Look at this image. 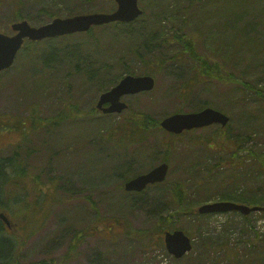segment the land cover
Segmentation results:
<instances>
[{
	"label": "rangeland",
	"instance_id": "1",
	"mask_svg": "<svg viewBox=\"0 0 264 264\" xmlns=\"http://www.w3.org/2000/svg\"><path fill=\"white\" fill-rule=\"evenodd\" d=\"M12 1L14 0H5L0 4V32L6 34H12V24L19 21L13 18L15 10ZM51 1H63L62 9L65 4L75 2ZM199 1L139 0L144 9V14L139 19L144 23V33H148L147 27L160 15L162 25L158 21L155 22L159 26L155 27V36L150 40L144 34L147 43L144 42V49L140 48L138 58L133 54L126 55L129 61H137L130 65L134 74H148L151 69L148 64L149 67L156 66L157 74L153 75L156 87L150 92L126 96L125 99L132 106V111H143L142 114H149L156 121L176 111L198 110L203 108L199 105L204 102L225 110L231 116L227 128L231 136L239 140L241 151L238 156L243 159L249 149L254 147L259 152L261 147L264 148V75L260 74L264 72V67L259 66L264 62V15L257 17L264 14V7L260 0H203L200 3L201 10L191 16ZM20 2L23 12H35L46 0ZM100 2L83 7L74 6L81 10L79 13L111 11L109 3ZM60 16L67 15L63 11ZM30 23L40 25L35 21ZM213 23V34L224 38L221 45L216 40L212 44L208 37ZM253 23L258 25L249 28V24ZM195 25L199 26L197 30ZM237 29V34L247 30L250 34L238 36L234 32ZM201 33L205 35L201 36ZM92 34L96 39V46L106 50H113L118 45L124 46V38H127V41L135 39L127 35L121 37V33L106 26L97 27ZM191 37H194L196 52L210 60L220 61L223 73H234L238 79L227 81L203 78L204 81L198 83L196 81L200 79H194L187 86L189 89L193 86V89L184 101L174 89L179 86L182 91L191 78L200 74L199 69L194 66L190 52L183 46V41ZM250 39L256 43L255 46H251ZM89 40L92 39L86 34H75L59 37L48 43L39 42L37 46L28 43L19 53L14 67L0 76V155L11 157L19 148L20 162L30 178L34 177V180L35 176H40L41 184L36 185L42 191L34 194L35 184L29 182L26 186L30 194L27 195L24 186L17 197L19 201L15 200L12 204L18 202L16 209L21 216H15L13 209L9 210V217L15 225L8 230V235L18 239V262L264 264V212H255L250 215L248 221L238 212L211 214L195 219L190 213L176 214V209L171 206L169 208L162 199L166 196L170 205L171 201L178 199L179 189L176 188V197L173 198V188L176 186H182L185 190V205L188 201L197 203L208 198V201L229 200L220 199L221 197L238 200L245 193L248 194L247 199L252 201L257 200L256 195L258 198L264 197V174L260 176L257 163L247 158L243 167L233 169L220 154L214 153L216 150L209 148L214 147V143L207 145L209 142L207 143L206 139L211 137L219 125L170 137L160 127L145 130L134 128L136 125L127 121L132 111L125 110L120 114L105 116L106 118L100 113H93L92 120L103 118L111 119V122L100 121L105 127L100 125L85 131L84 118L90 116V110L95 108L102 92L99 89L92 91L89 87L84 89L79 83V76L72 75L71 80H68L69 87H72V92H68V99L74 100L71 98L74 94V98L80 103L79 108L83 109L84 117L78 119L81 120V123H78L80 127L73 130L74 127L71 126L74 123L68 119L62 128L51 125L47 129L36 128L31 133L26 130L28 137L25 136L24 129L18 132L9 131L17 127L31 129L33 125H40L36 121L34 124L30 119L32 107L37 108L41 117L50 118L57 115L62 108L60 106L65 103L61 100L55 102L49 99V93L44 94L49 83L46 80H38L45 75L40 70L54 69L60 65L55 73L65 72L68 68L66 64L70 62L64 61L67 55L62 52L65 49L63 47ZM48 45L59 52V57L43 65L40 61L49 55L50 50L46 49ZM224 52L227 53L223 56ZM144 59L148 63L144 64ZM81 66L83 67L82 64ZM256 73L257 78H251V75ZM31 74L37 77L35 84L32 83ZM248 82H253L252 86H248ZM257 89L261 90L260 94ZM64 94L65 92H62L63 96ZM247 98L249 100H246ZM121 127L125 130L122 131ZM99 128L104 135L112 134V141H105L106 146L102 145V149L96 141L93 145L90 137L85 135L91 132L99 133ZM114 136L118 138L116 145L127 146L119 149L120 157H110L103 151L111 146L110 142L115 140ZM141 139H144V143L134 145L133 142ZM173 139L175 141L172 142ZM161 141L166 142L162 145ZM168 148L170 151L167 155ZM165 157H168L171 163L167 179L149 186L140 195L127 193L122 179L105 174L114 172L113 166L119 162L118 159H122L120 164H129L130 171L138 175L149 171L165 160ZM52 179L57 182L55 196L53 190H48ZM26 180L28 179L22 180L21 186ZM117 185H120V188ZM8 191L10 192V188ZM27 199L33 204L31 211H28L30 209L24 204ZM199 206L200 204L194 207L196 212ZM165 207L169 209L168 216L172 217L177 227L194 239L192 251L180 259L168 252L164 239L161 240V234H158L159 230L155 228V216ZM84 230L85 237L78 240L77 235ZM148 230H152L150 237L144 235Z\"/></svg>",
	"mask_w": 264,
	"mask_h": 264
},
{
	"label": "trees",
	"instance_id": "2",
	"mask_svg": "<svg viewBox=\"0 0 264 264\" xmlns=\"http://www.w3.org/2000/svg\"><path fill=\"white\" fill-rule=\"evenodd\" d=\"M4 1L5 0H0V4ZM6 1H9V0H6ZM100 1L101 0H75L74 3L65 4V6L62 9L63 1L52 2L51 0H46V2L41 3L42 7L39 10H37L35 12H32V11L23 12L22 7L20 6V4H21L20 0H14V1H12V3L14 4L13 5L14 10H15L13 13V18L15 20L28 19L29 21H35L39 24H43V23H46L47 21H50L54 17L62 15L63 11H65V15L71 16V15L77 14L81 11L79 9L77 10L76 6L80 5V7H83L86 5H92V4H94L96 2H100ZM103 1L110 4L109 10H113L116 7V3L112 0H102L101 2H103ZM202 1L203 0H200L198 2L199 5L197 7H195V12L191 16L195 15L196 13L199 12V10H201L200 3ZM195 3H196V1H195ZM260 3H262L263 7H264V0H260ZM74 5H76V6H74ZM162 11H164V13H166L165 9H163ZM263 15L264 14H260V15H257V17H262ZM161 16L162 15H160L156 19V21H158L160 25H162ZM191 16L189 17V19H191ZM139 19L140 18H138L137 20L130 22V23L115 22V23L104 25L106 27H112L113 29H115L116 32L121 33V37H124V35H127V36H131V37L135 38L134 40L129 39L130 41H127V38L122 39V40L126 41L124 46L120 47V45H118L113 50L112 49L106 50V49H102V48L97 47L96 46L97 44L94 43V41H96V39L93 37V34H92L93 31H95V29L97 28V27H94L88 33H81V34H86V35L90 36V38L92 39L91 41L90 40H89V42H86V41L81 42L80 41L77 43H73L71 45L67 44L65 47H63L65 49H63L62 52L65 55H67V57L64 58V61H65V63L70 62V64H66L68 67L67 68L68 71H67V69L65 70L66 73L61 72V71H58L55 73V71H57L59 69L60 65H58L56 67L51 66V67H55L54 69L51 68V69H47V70H40L41 73L42 74L44 73L45 75H44V77H40L38 80H41V82L46 80L49 83V87L47 85V88L44 90V94L49 93L50 94L49 99H51L55 102H58L61 100V101H64L65 104H62L60 106L62 108L58 111L56 116L50 117V118H47L44 116L41 117V114L38 112L37 108L32 107V109H31L32 110L31 111L32 117H30V119H32L34 124H35V121L40 123V125L34 126V127H36V128L40 127V129H42V128L47 129L51 125L58 126L60 124V122H62V121L67 122L69 120L72 121L71 123H74L71 126V127H74L73 130L74 129L76 130L78 128V126L79 127L81 126V125H78V123H81L80 122L81 120H78V119L79 118L83 119V117H84L82 115L83 109L79 108V107H81L80 103H79L77 98L76 99L74 98V94H72V96H71V98H73L74 100L68 99L70 97L68 95V92H72V90H71L72 87L71 86L69 87L68 80H71L72 75H78L79 76L78 77L79 83L82 84V87L84 89H85V87H89L90 89H92V91H93V89L94 90L99 89L101 92H104V91L110 89L111 87L115 86L125 75L134 74L133 67L131 68L130 65L133 64V62L137 63V61H135V60L133 62L129 61L127 59L126 54H129V55L133 54L134 57L136 56V58H138V55L140 54V51H141L140 48L144 49V42L147 43L145 41V40H147V38L144 37V34L147 35L149 37V40H150L151 37L155 36V34H154L155 27L159 26V25H156V23H155L156 21H154L152 24H149V26L147 27L146 30L148 31V33H146V32L144 33V23L141 22ZM190 24H192L191 21H190ZM245 24H247V23H245ZM139 25H141V27ZM253 25L257 26L258 24H256V23H253L252 25L249 24V26H250L249 28H255V27H253ZM198 27L199 26H196V30L198 29ZM214 27H215V25L213 23L209 33L207 32L208 37L210 39V42H213L216 40L221 45V43L224 42V38H222V36L219 37V36L213 34L214 32H212L213 31L212 28H214ZM238 30L239 29L235 30L234 32L237 34ZM258 31H261V30H258ZM193 33H192V36H193ZM81 34H78V35H81ZM242 34L249 35L250 31L247 30L246 32H242V33H239L237 35L240 36ZM204 35H205L204 33H201V36H204ZM194 37L187 39V41H183V46H184L186 51L190 52L191 57L193 58L194 66L199 69L200 74H197L193 78H191L190 81L185 85V87H183L182 91L180 90L179 86L174 89L176 94H177V92H179L180 98L184 101L188 98L187 95L193 89V86H191V89H189L190 87L188 88L187 86H189V83L191 81H193L194 79H197V78L200 79V80L196 81V83L204 81L203 78H216L218 80H227V81H233L232 79H235L234 81H237V79H238L234 73L224 74L222 71L223 65L220 61L210 60V59L204 57L203 55L199 54L198 52H196ZM50 41H52V40L49 39V40H45V41H41V42L48 43ZM30 43H32V42H30ZM66 43H68V42H66ZM33 44L37 46L40 43L36 42ZM212 44H214V42ZM250 44H251V46L256 45V43L253 42V40L250 41ZM214 47H217V46L214 45ZM46 49L50 50V53L44 60L40 61L43 63V65H45L46 62L55 60L59 57V52L54 50L51 46L48 45L46 47ZM219 49H220V46H219ZM263 50H264V48H263ZM126 51H128V52H126ZM226 53L225 52L222 53L223 56L226 55ZM248 59H251V58H248ZM145 63H148V62L144 59V64ZM81 64L83 65V67L81 66ZM47 65H53V64L47 63ZM259 66L264 67V62H261L259 64ZM12 68L13 67L1 72L0 76H2L4 73H7ZM148 68H151L150 72H147L148 74H152V75L157 74L156 66L149 67V64H148ZM257 74L258 73L252 74L251 78L254 77L253 79H256L258 76ZM260 74L264 75V72H260ZM31 75H32V77H30V78L32 80V83L35 84L37 77H35L33 74H31ZM246 80H249V79H246ZM259 80H262V79H259ZM205 82H207V79H205ZM247 84H248V86H252L253 82H251V83L248 82ZM69 89H70V91H69ZM257 91L259 94L261 93L260 89H257ZM62 92H65L64 96L62 95ZM262 96L264 97V94H262ZM246 100H249V98H247ZM239 103L242 104L241 101H239ZM200 104L201 105H199V107L213 106V104H208L205 102L200 103ZM129 111L131 112L132 110H129ZM223 111H225V110H223ZM90 112H91V114H90V116H88L90 118H88V117L84 118V124L86 125L84 127L86 129L85 131H87L89 129L90 130L95 129L96 127H99L100 125H103L101 122H111V119H103V118L100 120H92L91 115H93V113H95V110L94 109L90 110ZM142 112L133 110L130 113L132 118L130 117L129 119H127V121L133 122L134 125H136V127H134V128H143L144 130L148 129L150 127H159V125H160L159 121L160 120L156 121L149 114H145V113L142 114ZM227 112L230 113V111H227ZM102 116L104 118H106L105 116L108 117L110 115L102 114ZM124 121H126V119ZM120 122H122V121H120ZM67 124H69V123H67ZM103 127H105V126L103 125ZM19 130H23L25 132L26 130L31 131L32 129H30L28 127L27 128L26 127H22V128L17 127L16 129L12 128L9 131L18 132ZM121 130L124 131L125 130L124 127H121ZM98 131H99V133L91 132L89 134L86 133L85 135L90 137L89 140H91V143L93 145H94V141H96V144H98V146L102 149V145L106 146L105 141H112L111 140L112 134L104 135L103 132L102 133L100 132L101 131L100 128ZM103 131H104V129H103ZM28 135L29 134H27L25 132V136L28 137ZM113 139H115V140H113V142H110L111 146L109 148H106L105 150H103V151L107 152V154L110 157L114 156V155L119 156V153L121 151L119 149L120 148L124 149L125 147H127L124 145H116L115 141L118 143V141H117L118 138L115 137ZM206 141H207V143L209 142L207 144L208 146L210 143L215 144L214 147L209 146V148H211L212 150H216L214 153L220 154L221 155L220 157H222V159H224L226 162H228V165L231 168L239 169V166L243 167L246 164V159L249 158L250 160H252V162L254 161L259 166L260 176H262L264 174V148L263 147L260 148L259 152H257L254 147L249 149L247 155L244 157L245 159L244 158L242 159L240 156H238L239 152L241 151V148H239V146H240L239 140L234 139L231 136L229 129L227 127H223V126H219L216 129V131H214L211 134V137L206 139ZM165 142H163V143H165ZM133 143H135L134 145L140 144V140L135 141ZM130 146H132V145H129V147ZM18 150H19V148H17V150L14 151V153L11 157H2V155H0V211H4L5 213H9V210L13 209L12 211L15 214V216H21V214L18 213V211L16 209V204L18 202L15 205H12V204L15 202V200L19 201V198H17V197L19 195V192H21V190L24 188V186H25V189H27V195L30 194L28 191V186H26V185H29V182H32V183L34 182V184H35V187L33 189L34 194L38 193V192H42L41 189L39 188V186L36 185V184H38V185L41 184L40 176L39 175L35 176V179L33 180L34 177L30 178V176L27 175V173L25 171L26 168L20 162L21 161V159H20L21 155H20V152ZM169 151H170V149L168 148L166 151L167 155H168ZM218 154H216V155H218ZM114 158H116V157H114ZM118 160H119V162L113 166L114 172H112V174H110V173H105V174L106 175L107 174L114 175L113 177L118 176L119 179H122L121 182L125 183V181H127L128 179H130L131 177H133L135 175L133 174V172L130 171L131 167L128 166L129 164H126V163L120 164V162H121L120 160H122V159H118ZM165 160H168V157H165ZM219 164L222 165V163H219ZM105 174H103V175H105ZM25 179H28V180H26L27 182L25 181L26 183L21 186V184L23 183L22 180H25ZM50 181L51 182L49 184L48 190H50V191L53 190L52 193H53V196H55V191L57 188V182H55L56 180H54V179H52ZM18 186H20L19 190H18ZM117 187L120 188V185L119 186L117 185ZM8 188H10V192L8 191ZM175 188L179 189L178 199H174L173 201H171V203H172L171 205H170V202L167 201L166 196L162 197V199L165 201V203L168 204L169 208L172 207V209H176V211H175L176 214L177 213L178 214L190 213L191 215H193L195 217V219H197L201 216H205V215H200L199 213H197L196 210L194 209V207L196 205L205 203L206 201L208 202V200H210V198L200 200L197 203L194 201L190 203L188 201V202H186V205H185V198H187L186 194H185V190L182 189V186L174 187L173 188V190H174V197L173 198L176 197ZM136 195H140V194L136 193ZM247 196H248V194L245 193L244 195H242L241 199H238V200L243 202V203H253L252 205H262L263 204L262 206H264V197L263 196L258 198L256 195L255 199H257V200H253V201L248 200ZM251 197H253V196H251ZM42 199H43V196H42ZM220 199L231 200L232 198L221 197ZM238 200H234V201H238ZM254 201H256V202H254ZM259 203H261V204H259ZM24 204H26V207L30 209L28 211H31L33 209V204L31 202H29L28 199H27V201L24 202ZM131 204L136 206L134 203H131ZM176 205H178V207H176ZM263 212H264V210H263ZM157 214L158 215L155 216V218H157V220H156L157 221V223H156L157 227H155V228H157L159 230L158 234H163L165 231L171 230V229H174L177 227V224L174 222L172 217L168 216L169 209L167 207L158 211ZM243 218L246 221H248V219H250V215L249 216H243ZM177 228H179V227H177ZM152 230H148L147 232L146 231L145 232L139 231V232H144L145 236L150 237V233L152 232ZM8 233H9V231L6 228L4 221L0 217V264H20L18 262L19 252H17L18 244H19L18 239L16 240V238L14 236H12L11 234L8 235ZM85 234H86V230L82 231L81 234L77 235L78 240H80L81 238H84ZM140 238L142 239L143 237H140ZM32 264H47V263L38 262V263H32Z\"/></svg>",
	"mask_w": 264,
	"mask_h": 264
},
{
	"label": "water",
	"instance_id": "3",
	"mask_svg": "<svg viewBox=\"0 0 264 264\" xmlns=\"http://www.w3.org/2000/svg\"><path fill=\"white\" fill-rule=\"evenodd\" d=\"M118 4L112 12H93L77 14L71 17H57L41 26H33L27 20L13 23L12 28L16 32L8 35L0 32V72L10 68L15 61L18 51L23 46L25 39L42 40L72 34L76 32L89 31L93 26L104 25L111 22H132L143 14L139 0H115ZM155 78L151 75H126L121 81L104 92L98 101L97 108L104 113H120L127 108V103L121 97L127 94H135L142 91H150L155 87ZM109 103L108 107H104ZM230 117L215 108L207 107L200 111L174 113L161 121V126L174 133H181L186 129L200 128L219 123L226 126ZM169 164L163 162L147 173L138 175L125 183L127 191H143L149 184L163 182L169 172ZM263 210L262 206L237 203L233 201H216L202 204L198 211L201 214L224 213L239 211L249 215L255 211ZM0 217L8 226L10 220L4 213ZM165 244L168 251L176 258L184 256L192 250V239L184 230L176 229L165 233Z\"/></svg>",
	"mask_w": 264,
	"mask_h": 264
},
{
	"label": "flooded vegetation",
	"instance_id": "4",
	"mask_svg": "<svg viewBox=\"0 0 264 264\" xmlns=\"http://www.w3.org/2000/svg\"><path fill=\"white\" fill-rule=\"evenodd\" d=\"M98 102V101H97ZM127 102H128V100H127ZM129 103V102H128ZM110 104L109 103H107V104H105L104 105V107H108ZM97 103H96V105H95V108H93L94 110H95V113H101L99 110H97ZM129 107H130V104H129ZM93 109H91V110H93ZM63 124H65V121H62V122H60V124H59V126H61V128H62V125ZM140 143H144V139H142V140H140ZM128 193H131V192H128ZM133 193V192H132Z\"/></svg>",
	"mask_w": 264,
	"mask_h": 264
}]
</instances>
